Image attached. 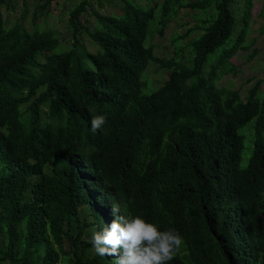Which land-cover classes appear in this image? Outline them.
I'll return each instance as SVG.
<instances>
[{
  "label": "trees",
  "instance_id": "trees-1",
  "mask_svg": "<svg viewBox=\"0 0 264 264\" xmlns=\"http://www.w3.org/2000/svg\"><path fill=\"white\" fill-rule=\"evenodd\" d=\"M119 1V14L93 12V29L80 21L89 0L69 13L73 39L82 28L96 53L77 40L54 53L51 31L7 27L0 12V264H116L118 256H99L84 240L90 227L110 223L113 204L179 232L184 243L169 264H264V73L245 100L216 85L234 71L253 0H244L234 39L233 0L147 9ZM181 8L203 15L189 65L176 61L181 46L168 59L145 46L156 12L152 36H162ZM149 62L170 73L144 95ZM97 115L106 123L93 132ZM252 119L253 150L240 169L238 129Z\"/></svg>",
  "mask_w": 264,
  "mask_h": 264
},
{
  "label": "rangeland",
  "instance_id": "rangeland-1",
  "mask_svg": "<svg viewBox=\"0 0 264 264\" xmlns=\"http://www.w3.org/2000/svg\"><path fill=\"white\" fill-rule=\"evenodd\" d=\"M45 1L5 0V3L0 6V12L6 21L7 27L21 23L28 30L37 27L39 30L51 31L59 40V44L54 53L67 51L75 40L84 45L91 53L101 51L96 44L91 42L82 28L78 29L75 40L72 37V29L68 22L69 13L78 5L80 0H50L47 4H45ZM196 1L185 0V2L190 3ZM135 2L142 8L147 9L162 4L163 0H135ZM89 3V9L82 14L80 19L81 23L89 29H93L96 25L93 12L101 15L119 14L120 12L119 0H89ZM243 4L244 0H233L232 12L236 19V30L232 39L238 35L241 28L240 19L243 13ZM262 8H264V0H253L250 27L243 43V49L238 51L230 59L234 71L229 72L216 82L219 88L238 91L242 100L246 99L248 89L257 79H261L264 73V16L261 14ZM158 17L159 11L156 12L155 18L150 22L149 34L145 46H152L158 57L167 59L173 57L177 47L181 46L184 59L181 61V58H176V61L185 63L189 58L188 63H185V65H189L192 57L189 44L202 33L198 27L201 26V18H203V15L190 8H181L167 24L162 36H152L155 32ZM189 29H193V31L188 36L179 40L177 43L173 41L177 36H184ZM220 52L221 48H218L208 55L203 68L204 75H207L209 66L217 60ZM86 65L93 68L89 61L86 62ZM169 73V70L162 69L154 63L149 62L146 70L140 77V80L145 83L142 94L149 95L160 88ZM258 97H264V82L260 88ZM254 123L255 119H252L244 127L238 129V134L243 137L244 144L239 161L240 169H244L247 166L252 154ZM94 231H96L95 226L90 227L84 236V240L90 241ZM60 264L66 263L61 262Z\"/></svg>",
  "mask_w": 264,
  "mask_h": 264
},
{
  "label": "clouds",
  "instance_id": "clouds-1",
  "mask_svg": "<svg viewBox=\"0 0 264 264\" xmlns=\"http://www.w3.org/2000/svg\"><path fill=\"white\" fill-rule=\"evenodd\" d=\"M106 123L104 115L90 121L93 132ZM112 219L102 231H94L92 249L99 256H118L116 264H169L183 246V237L174 228L161 231L141 216L121 214L119 204L110 209Z\"/></svg>",
  "mask_w": 264,
  "mask_h": 264
}]
</instances>
